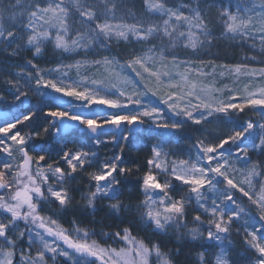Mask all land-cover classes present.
Wrapping results in <instances>:
<instances>
[{
  "label": "snow or ice",
  "instance_id": "snow-or-ice-1",
  "mask_svg": "<svg viewBox=\"0 0 264 264\" xmlns=\"http://www.w3.org/2000/svg\"><path fill=\"white\" fill-rule=\"evenodd\" d=\"M222 41L264 57V0H0V264H264V59Z\"/></svg>",
  "mask_w": 264,
  "mask_h": 264
},
{
  "label": "trees",
  "instance_id": "trees-1",
  "mask_svg": "<svg viewBox=\"0 0 264 264\" xmlns=\"http://www.w3.org/2000/svg\"><path fill=\"white\" fill-rule=\"evenodd\" d=\"M233 50L235 51V55L236 57H244L245 55L251 56L254 54L260 55L257 52H253L250 51L249 48L245 47V48H239V47H234ZM112 150L109 148H102V153L103 154H110ZM126 151H128V155H129V159H133L136 158L138 159L141 163L143 162V159L145 157V151H135V150H131V149H126ZM103 213H100L97 216V219H99L100 216H102ZM65 226L67 227L68 224L65 222ZM159 239H163V238H159ZM191 250L190 249H186L185 250V254L187 255ZM181 260H184V257L182 256L180 258ZM184 264H192V261H188V260H184Z\"/></svg>",
  "mask_w": 264,
  "mask_h": 264
},
{
  "label": "rangeland",
  "instance_id": "rangeland-1",
  "mask_svg": "<svg viewBox=\"0 0 264 264\" xmlns=\"http://www.w3.org/2000/svg\"><path fill=\"white\" fill-rule=\"evenodd\" d=\"M233 48L234 47L231 44H229L228 42H224V41L220 42V44L216 48H213L212 49L213 53H215L218 57L217 63H220V62H226V63L240 62L243 57H236L235 51L233 50ZM254 55L257 56V60L264 59V57H262L261 55H257V54H254ZM249 115H252V114L249 113ZM253 118H258V117H253ZM82 183H86V182H82Z\"/></svg>",
  "mask_w": 264,
  "mask_h": 264
}]
</instances>
